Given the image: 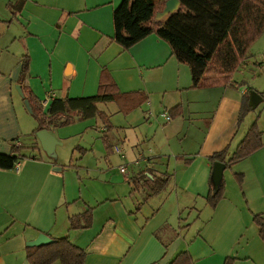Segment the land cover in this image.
Returning a JSON list of instances; mask_svg holds the SVG:
<instances>
[{
	"label": "crops",
	"instance_id": "crops-1",
	"mask_svg": "<svg viewBox=\"0 0 264 264\" xmlns=\"http://www.w3.org/2000/svg\"><path fill=\"white\" fill-rule=\"evenodd\" d=\"M121 2L0 0V155L20 156L12 169H0V264H29L26 244L40 234L52 241L67 238L84 250V264H171L182 252L195 264H223L227 258L233 264H264V242L253 223L254 215L264 219V119L258 126L262 148L231 170L224 167L222 175L226 170L230 175L224 199L214 209L205 206L209 157L225 149L230 157L244 137L246 129L241 133L237 123L245 84L248 72L260 65L249 50L229 85L193 89L188 66L155 35L127 50L114 41L113 13ZM262 37L257 40L260 59ZM24 57L29 60L25 76ZM102 77L125 94V102L97 105L108 116L109 131L97 117L82 118L77 112L69 123L59 126L57 117L44 130L61 144L77 138V148L86 155L106 161L114 153L124 160L121 167H85L86 177L78 175L69 187L57 162L39 156L20 164L26 149L41 147L37 121L28 116L33 112L24 100L45 119L54 99L95 96ZM17 86L26 95L21 97ZM175 107L180 114L164 120L167 130L156 132L151 118ZM119 115L123 120L115 124ZM126 131L137 140L127 152ZM115 133L118 144L109 145L106 138L115 139ZM89 135L90 149L81 145ZM142 174L150 179L168 175L169 181L148 196ZM234 174L243 176L240 186ZM88 209L90 227L72 230L69 218Z\"/></svg>",
	"mask_w": 264,
	"mask_h": 264
},
{
	"label": "trees",
	"instance_id": "trees-1",
	"mask_svg": "<svg viewBox=\"0 0 264 264\" xmlns=\"http://www.w3.org/2000/svg\"><path fill=\"white\" fill-rule=\"evenodd\" d=\"M168 0H122L113 13L114 41L124 49H129L150 35L164 41L171 49L172 55L182 64L188 66L192 88H220L229 85L238 67L248 57L250 46L264 32V0H178V9L163 20L156 18ZM28 57L23 58L22 75L28 73ZM106 77V74L103 73ZM22 93L26 95L24 88ZM248 94V93H247ZM243 96L238 117V126L250 111L249 98ZM263 93H260L262 96ZM125 94L116 90L112 81L107 84L102 77L97 94L79 99L56 100L50 105L47 116H38L33 107L30 108L37 121V131L46 129L53 119L58 117V125L69 123L72 113H79L82 118L97 117L104 130L112 127L108 116L97 109L100 103L125 102ZM29 98V94H28ZM168 114V113H167ZM170 114V115H169ZM170 119L180 114L175 107L169 112ZM161 117V116H160ZM172 117V118H171ZM61 118H65L60 121ZM262 132L254 122L246 131L230 157L228 149L209 157L212 164L209 191L205 197L206 204L215 208L225 194L223 175L215 178L213 170L216 163L225 169H231L237 162L249 157L262 148ZM20 156L0 155V169L10 170L18 162ZM144 185L151 195L160 193L169 181L168 175L146 177ZM240 186L241 174H234ZM92 211L70 217L72 230L87 229L91 225ZM253 223L258 235L264 242V219L261 215L253 216ZM26 259L29 264H84V250L74 246L67 238L53 239L49 245L27 247ZM231 258L223 264H233ZM171 264H195L188 252H182Z\"/></svg>",
	"mask_w": 264,
	"mask_h": 264
},
{
	"label": "rangeland",
	"instance_id": "rangeland-1",
	"mask_svg": "<svg viewBox=\"0 0 264 264\" xmlns=\"http://www.w3.org/2000/svg\"><path fill=\"white\" fill-rule=\"evenodd\" d=\"M164 18L160 19L163 20ZM262 39L264 40V32L262 33ZM260 36V37H261ZM260 38H258L257 40H259ZM255 41L249 48L250 53L253 55V60L254 63L257 62V64L260 65L259 70L256 69H251L248 73L249 76L248 78V83L245 84L246 86V92L248 93L247 96L249 98V94L250 92H255L260 96V93H263L262 96H260L261 98H264V63H262V59H260V53L258 52L259 49L257 48V46H259L258 41ZM249 52V51H248ZM261 68H263L262 73H260ZM254 80V81H253ZM239 82H241V80H239ZM33 109L35 110V108L33 107ZM30 116V118L35 121V117L33 115H28ZM154 119V120H153ZM259 119H264V102L260 103L255 109H251V111L244 116L241 125H240V131L241 133H245V129L246 131L249 129V127L256 122L257 127H260V123H259ZM99 120V119H98ZM123 120V117L121 115H119L118 118L114 119L115 124H119L121 121ZM151 120H153V128L156 132L158 131H164L167 130L169 127L165 126V121L164 119L160 118L158 116L157 119H155L154 117L151 118ZM36 122V121H35ZM100 122V121H99ZM124 122V121H123ZM251 122V124H250ZM165 124V125H164ZM100 125L102 126L101 122ZM149 125V124H147ZM104 128V127H103ZM126 135V139H125V143H124V147L126 152L129 151L131 149V146L135 143H137L136 140V135L134 134V132H130V131H126L125 132ZM118 134L115 133V139H113L114 137L110 136L109 138H106L108 141L109 145H116L118 144L116 141ZM122 138H123V134H121ZM98 137V142L101 145V147L104 148V150H106L105 148H107V146L105 145V141H103V139L101 138V136H97ZM102 139V140H101ZM118 139V138H117ZM92 137H89L86 139L84 138V143H82L81 145H84L85 147H88V149H90L91 147V141H92ZM103 141V142H102ZM79 143V140L77 138H70L65 140L64 143H60L58 145V147H55V151L54 154L55 156L52 157L49 155V153H47L46 151H44L41 147H38V149H26L24 155V158H21L20 160V164H22L25 161H30L32 157H39V156H44L46 159H49L53 162H57L58 163V167H61L63 172V179L66 181V184L70 187V186H74L75 183L78 181V175L81 177V179L83 180L86 177V169L85 167H89L91 168L92 166H97V165H108L110 168H117V167H121L120 165L123 164L124 160H120V158L118 157V155L116 154H109V152H107L106 154H109V156L111 155V157L109 159H106L105 161V157H97L96 154H84V152H82L81 150H79L76 146ZM138 144H140L138 142ZM116 147V146H115ZM118 147V146H117ZM147 147H145L143 150L147 154ZM124 150V149H123ZM115 152L117 153H121L119 148L115 149ZM123 156V155H121ZM107 157V156H106ZM167 159V157H165ZM130 168V167H129ZM123 168L120 169V171ZM231 170V169H229ZM229 170H226V173L223 175V181L225 183V177L229 178ZM122 173L124 172L121 171ZM226 188V185H225ZM204 204V203H203ZM206 208L208 210H211L213 208L209 207L207 204H205ZM211 208V209H209ZM201 225L202 230L206 229V226ZM196 235L197 231L192 232ZM206 233V231H205ZM212 235V237H216V233L214 231H210L209 235ZM225 231L222 232L221 236H220V240L223 239L225 237ZM190 237V239L192 240L193 237ZM223 251L218 247V253L219 255L222 253ZM232 257V256H231ZM225 261V260H224Z\"/></svg>",
	"mask_w": 264,
	"mask_h": 264
},
{
	"label": "water",
	"instance_id": "water-1",
	"mask_svg": "<svg viewBox=\"0 0 264 264\" xmlns=\"http://www.w3.org/2000/svg\"><path fill=\"white\" fill-rule=\"evenodd\" d=\"M179 7V1L178 0H168L165 3V7L163 11L159 14L156 15L157 19H162L165 18L167 15L175 12ZM16 91L18 94L23 97V94L21 92V89L19 86L16 87ZM263 99L255 92H250L249 94V105L251 109H255L260 103H262ZM24 106L26 110L29 113H32V110L30 108V104L28 100H24ZM36 138L38 139L41 148L49 153L50 156L54 157V151H55V146L59 145L60 143L47 131V130H40L39 132L36 133ZM224 165L221 163H216L213 174L215 178H220V176L223 173L224 170ZM52 243V240L48 238V236L44 234H40L36 240L28 242L26 244L27 247H41L45 245H49Z\"/></svg>",
	"mask_w": 264,
	"mask_h": 264
},
{
	"label": "built area",
	"instance_id": "built-area-1",
	"mask_svg": "<svg viewBox=\"0 0 264 264\" xmlns=\"http://www.w3.org/2000/svg\"><path fill=\"white\" fill-rule=\"evenodd\" d=\"M262 58V63H264V55L261 57ZM166 122L170 121V116L167 113H163L160 115ZM18 167V164L16 165ZM122 169L121 171H123Z\"/></svg>",
	"mask_w": 264,
	"mask_h": 264
}]
</instances>
